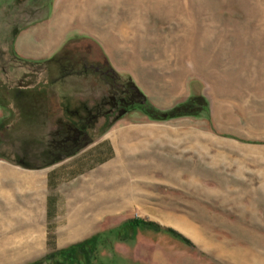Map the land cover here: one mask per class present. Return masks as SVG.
<instances>
[{
  "label": "rangeland",
  "instance_id": "rangeland-1",
  "mask_svg": "<svg viewBox=\"0 0 264 264\" xmlns=\"http://www.w3.org/2000/svg\"><path fill=\"white\" fill-rule=\"evenodd\" d=\"M51 2L0 0V171H45L60 156L66 126L90 143L116 132L127 108L114 105L113 90L106 95L112 85L123 87L118 97L129 81L142 85L162 111L195 96L207 107L159 121L134 106L143 121H131L133 146L82 177L62 178V216L51 220L47 246L96 237L94 263L103 264H264V0H110V35L124 36L140 63L137 81L126 74L114 82L15 56L17 32L48 17ZM87 112L102 117L94 122ZM1 193L0 245L6 240L9 250L0 264L40 259L49 252L36 233L42 220L25 209L39 200L15 191L7 204ZM77 216L94 222L68 237L67 221ZM135 220L159 230L128 229Z\"/></svg>",
  "mask_w": 264,
  "mask_h": 264
},
{
  "label": "crops",
  "instance_id": "crops-1",
  "mask_svg": "<svg viewBox=\"0 0 264 264\" xmlns=\"http://www.w3.org/2000/svg\"><path fill=\"white\" fill-rule=\"evenodd\" d=\"M51 7L48 17L32 21L17 32L12 44V51L17 58L29 64L48 66L50 59L67 50L75 60L85 57L90 63L111 69L116 75L130 74L133 79H137L135 67H139L140 63L130 56L131 49L125 46V37L110 35V0H52ZM47 69L53 73L56 70ZM138 88L147 96L142 85H138ZM50 98L57 99V96L52 94ZM153 106L161 111L168 108L156 103ZM90 116H95L92 118L95 119L97 113H91ZM101 117H97L94 122ZM133 119L143 121V116L136 109L125 111L118 117L122 124L116 132L107 130L99 133L96 141L92 140L75 155L47 166L40 173H23L6 167L0 171V192L5 194V203L12 202L15 191L29 195L34 203L39 200L35 207H31L32 201H28V207L22 209L33 212V217L42 220L39 226L41 230L36 233L43 236L45 250L51 249L47 246V235L54 227L51 220L62 216L59 199H56L60 195L62 178L67 177V182H70L82 177L111 160L112 154H120L122 145L132 147L133 144L129 142L134 132L130 125ZM6 181L8 185L4 186Z\"/></svg>",
  "mask_w": 264,
  "mask_h": 264
},
{
  "label": "trees",
  "instance_id": "trees-1",
  "mask_svg": "<svg viewBox=\"0 0 264 264\" xmlns=\"http://www.w3.org/2000/svg\"><path fill=\"white\" fill-rule=\"evenodd\" d=\"M50 64L54 65L56 70H65L68 75H80L85 70L82 67H80L82 71L77 70V68L79 67L77 62H75L72 53L67 50L63 51L59 56L50 59L47 62V65ZM115 77L117 78V75ZM125 86V96L129 95L132 97L131 103L127 104L126 111L129 109H135L134 106H137L145 115H147L152 120L163 121L167 119L192 116L194 115L192 111L196 103L200 105L203 110L207 107L206 100L203 97L195 96L188 102H185L184 104L174 107L168 111H159L147 102L145 95L133 84V82L129 81ZM116 87L121 88L122 86L119 87L112 85V87H110V90H113L114 92V89H116ZM89 143L90 139L87 137V140H85L81 145H78L74 149H70L69 151L61 154L58 158L53 159L44 166L47 167L53 165L75 155L80 149H82ZM132 223L133 224L128 225V229H133L135 227H148L159 230V227L157 225L146 223L141 220H135ZM97 241L98 239L96 237H91L82 242L72 244L66 248L56 249L55 247H51L49 252H47L40 259L28 264H103L102 261H97L94 263L98 253Z\"/></svg>",
  "mask_w": 264,
  "mask_h": 264
},
{
  "label": "flooded vegetation",
  "instance_id": "flooded-vegetation-1",
  "mask_svg": "<svg viewBox=\"0 0 264 264\" xmlns=\"http://www.w3.org/2000/svg\"><path fill=\"white\" fill-rule=\"evenodd\" d=\"M74 58V57H73ZM75 59V58H74ZM75 62H77L79 68L82 67L85 70H92L94 71L96 74H100L102 77L106 78L107 80H111V81H115L116 80V75L115 73H113V71L111 69H106L103 68L101 65L99 64H95V63H90L89 61L86 60L85 57H80L78 60H75ZM118 91H122L121 88L116 87V89H114V92L112 93L115 97V99H112L113 101L115 100L116 103H114V105H120L123 108L127 107V104L131 103V99L132 97L129 95H126L124 97H118L116 94ZM110 88L108 90V97L110 98ZM126 110V109H125ZM89 115L90 113L87 112ZM91 118H94L92 116H90ZM67 127V131H66V135L58 142V152L55 153V155H61L62 152L65 153L67 151H69L70 149H72L74 146H77L78 144H82L87 136L85 134V131L81 130V129H77L74 127H70V126H66Z\"/></svg>",
  "mask_w": 264,
  "mask_h": 264
},
{
  "label": "bare ground",
  "instance_id": "bare-ground-1",
  "mask_svg": "<svg viewBox=\"0 0 264 264\" xmlns=\"http://www.w3.org/2000/svg\"><path fill=\"white\" fill-rule=\"evenodd\" d=\"M34 181V180H32ZM93 219H86L81 217H70L66 224V232L68 237L75 238L86 232L93 224ZM7 250H9V246L6 244V240H4L3 244L0 245V256L3 258H7Z\"/></svg>",
  "mask_w": 264,
  "mask_h": 264
}]
</instances>
